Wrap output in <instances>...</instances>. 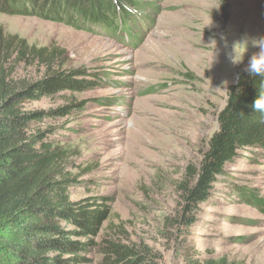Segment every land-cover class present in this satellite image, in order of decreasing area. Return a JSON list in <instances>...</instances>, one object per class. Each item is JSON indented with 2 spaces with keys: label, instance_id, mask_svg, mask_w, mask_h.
<instances>
[{
  "label": "rangeland",
  "instance_id": "obj_1",
  "mask_svg": "<svg viewBox=\"0 0 264 264\" xmlns=\"http://www.w3.org/2000/svg\"><path fill=\"white\" fill-rule=\"evenodd\" d=\"M140 1L133 40L100 27L0 15V40L16 39L5 49L13 55L6 72L35 82L48 61L55 70L107 79L96 90L27 106L83 104L82 112L45 126L76 150L73 174L84 184L71 189L72 199L102 197L110 206L99 241L146 246L159 255L158 264H184L193 250L218 262L264 264V211L235 191L254 189L264 208L259 151L242 153L227 167L193 227L177 221L183 186L218 129L228 90L258 49L249 46L238 66L227 54L244 37L264 36V0Z\"/></svg>",
  "mask_w": 264,
  "mask_h": 264
},
{
  "label": "trees",
  "instance_id": "obj_2",
  "mask_svg": "<svg viewBox=\"0 0 264 264\" xmlns=\"http://www.w3.org/2000/svg\"><path fill=\"white\" fill-rule=\"evenodd\" d=\"M142 2L0 0V15L35 16L78 25L86 31L100 27L112 35L127 33L133 40L137 39V9ZM227 10L225 4V16ZM14 40H0V264H158L159 255L146 246L106 238L99 241L111 211L104 198L74 201L71 197V189L84 184L79 181L81 175L73 174L77 168L72 163L76 150L56 138V129L45 124L82 112L83 104L70 101L46 111L27 107L59 94L96 90L107 79L83 69L55 70L48 61H43V79H12L6 67L13 55L8 56L5 49L12 48ZM244 68L228 90L226 105L218 114V129L209 139L198 167L191 172V182L183 186L177 219L181 227L191 228L197 223L200 206L212 198L215 185L242 153L259 151L264 156V124L259 123V114L251 107L264 78L249 76ZM235 191L264 211L263 201L258 200L254 189L236 187ZM184 264L234 263L203 259L193 250Z\"/></svg>",
  "mask_w": 264,
  "mask_h": 264
},
{
  "label": "clouds",
  "instance_id": "obj_3",
  "mask_svg": "<svg viewBox=\"0 0 264 264\" xmlns=\"http://www.w3.org/2000/svg\"><path fill=\"white\" fill-rule=\"evenodd\" d=\"M221 39L225 38L221 37ZM213 44L216 46L215 39L212 40L211 45ZM249 46L258 49V51L248 58L247 66L244 68V71L248 73L249 76H260L264 78V36L255 38L244 37L234 42L231 45V51L227 54L228 59L231 64L236 66L240 65L245 59ZM225 47H227L226 42ZM237 79H239V77H237ZM251 107L255 113L259 114V123L264 124V85H262L260 94Z\"/></svg>",
  "mask_w": 264,
  "mask_h": 264
}]
</instances>
